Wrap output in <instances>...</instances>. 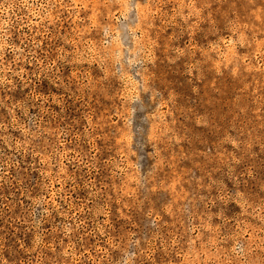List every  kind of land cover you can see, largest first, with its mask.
<instances>
[{
  "label": "rangeland",
  "instance_id": "374dc122",
  "mask_svg": "<svg viewBox=\"0 0 264 264\" xmlns=\"http://www.w3.org/2000/svg\"><path fill=\"white\" fill-rule=\"evenodd\" d=\"M0 264H264V0H0Z\"/></svg>",
  "mask_w": 264,
  "mask_h": 264
}]
</instances>
